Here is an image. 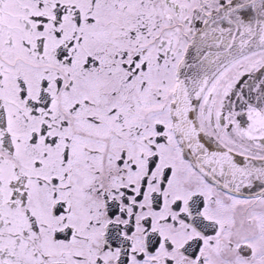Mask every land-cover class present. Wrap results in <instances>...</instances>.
<instances>
[{"label":"snow or ice","instance_id":"1","mask_svg":"<svg viewBox=\"0 0 264 264\" xmlns=\"http://www.w3.org/2000/svg\"><path fill=\"white\" fill-rule=\"evenodd\" d=\"M0 264H264V0H0Z\"/></svg>","mask_w":264,"mask_h":264}]
</instances>
